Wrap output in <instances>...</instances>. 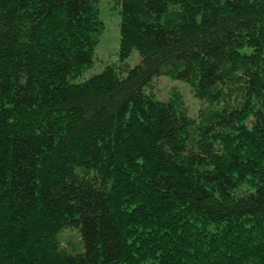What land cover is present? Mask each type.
<instances>
[{"label":"trees","instance_id":"trees-1","mask_svg":"<svg viewBox=\"0 0 264 264\" xmlns=\"http://www.w3.org/2000/svg\"><path fill=\"white\" fill-rule=\"evenodd\" d=\"M98 3L0 0V264H264V0H119L74 82Z\"/></svg>","mask_w":264,"mask_h":264},{"label":"rangeland","instance_id":"rangeland-1","mask_svg":"<svg viewBox=\"0 0 264 264\" xmlns=\"http://www.w3.org/2000/svg\"><path fill=\"white\" fill-rule=\"evenodd\" d=\"M119 0H99V19L103 23V29L99 36V41L95 47L93 55V65L87 69L81 76L73 80L82 82L89 77L100 73L105 67H112L118 71L120 67L127 66L131 68L139 62V55L133 52L127 59H119V14L117 2ZM157 99H168L172 91H178L182 95V100L187 114L195 117L200 110L206 108L203 103L195 99L189 89L180 81L171 78L161 77L153 82L149 89ZM148 90V91H149ZM71 229L64 230L63 236L74 245L77 237L73 235ZM64 247V246H62ZM68 251L71 247H64ZM71 252V251H70Z\"/></svg>","mask_w":264,"mask_h":264}]
</instances>
